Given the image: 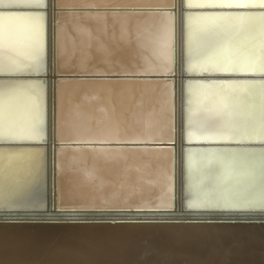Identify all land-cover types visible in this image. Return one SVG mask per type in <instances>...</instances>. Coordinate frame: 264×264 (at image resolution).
<instances>
[{"label":"water","instance_id":"95a60500","mask_svg":"<svg viewBox=\"0 0 264 264\" xmlns=\"http://www.w3.org/2000/svg\"><path fill=\"white\" fill-rule=\"evenodd\" d=\"M120 8L123 7L60 6L57 0H0V95L16 90L22 99L27 91L41 96L36 133L0 134V153L39 154L35 159L38 167L33 169L37 186L21 190L18 180H14L13 185L3 187L6 194L0 198L11 191L14 196L0 200V218L99 213L263 222L264 0H174L161 7L126 6L133 9L122 11L164 12L173 17L168 42L170 71L66 73L72 78L58 73L57 13L94 14L117 12ZM213 20L221 22L220 27L213 25ZM39 44L40 55L35 59L33 49ZM77 79L167 84L169 139L61 142L58 87L62 81ZM63 149L168 150L170 168L165 195L169 200L65 205L59 188V151Z\"/></svg>","mask_w":264,"mask_h":264},{"label":"bare ground","instance_id":"6f19581e","mask_svg":"<svg viewBox=\"0 0 264 264\" xmlns=\"http://www.w3.org/2000/svg\"><path fill=\"white\" fill-rule=\"evenodd\" d=\"M134 1L136 0L125 6L122 5V10L133 9H128L126 6H147L148 4L147 0H144L145 4ZM173 2L174 0L162 1L163 5H171ZM91 3L88 5L92 7L94 4L91 5ZM102 3H97V5L101 6ZM57 4L60 5L58 1ZM104 6L109 5L106 3ZM150 6H155V4L152 3ZM122 10H119L121 14L128 15L120 25L121 29L132 23L131 20L135 17L145 18L141 26L147 30H150L156 21L153 15L161 13L164 18L171 17L164 12ZM109 12L94 14L83 12V14L92 18L99 15H102V18L106 16L110 21V18L113 19L114 16H109ZM131 14L134 17H131ZM57 17L59 23L62 22L64 17L62 12L57 13ZM76 18L79 19L78 14ZM89 19L90 22L86 25L93 26L96 30L90 35L88 31L86 33V30L83 31L85 28L80 27H85V24H81L82 21L75 23L73 31L65 27L58 29V38L61 33L62 40H57L56 68L58 73L65 75L64 78H72L66 76V73H106L97 71L99 66L95 65L96 70L65 71L67 66L76 65L78 55L84 57L88 65L91 61L92 66L95 63L101 64L105 67H101V70H105L109 65L113 66V68L106 69L107 73L108 71L109 73H133L135 72L134 67L140 65L139 68H141L142 63L143 68L144 65L146 67L148 65L150 69V64L154 66L155 60H163L157 52L154 60L145 58L133 65L131 62L124 61L120 52L112 53L114 57L107 52L106 55L112 56H106L103 52L108 42L92 40L94 35L99 34L100 36L104 31V19H102L104 29L100 23L102 21ZM226 21L228 22V20L224 22ZM229 22L231 23L232 20ZM78 25L80 26L77 27ZM128 26L132 27V25ZM128 26L121 31L123 35L126 34L124 31L128 30ZM91 29L89 32H92ZM105 31L101 36H104ZM128 33L126 35H130ZM64 34L70 35L68 40L65 39ZM89 42L91 43L90 48L88 47ZM122 44L121 47H123ZM125 44L127 43L124 42ZM118 46L120 48V43ZM112 49L115 51L114 48ZM33 50L36 59L40 55V44L36 45ZM94 50H97L98 55H95ZM146 54L148 55V52ZM2 65L3 60L1 59L0 66ZM154 68L155 66L152 70ZM166 68L164 72L170 71V64L166 65ZM158 71L160 70H154V72ZM91 86L92 90L85 91L84 87L90 88ZM64 88L77 90V92L71 93ZM169 92L170 88L167 84L152 81L113 79L62 81L58 87V138L61 142L142 140L146 138L151 141L168 140L171 123ZM30 93L27 91V94L23 95L24 99L16 90L0 95V133L16 135L27 133V131L36 133L41 117L39 113L41 96L39 93L31 95ZM81 94L84 95L85 101L82 100ZM88 96L94 102H90ZM112 96H115L119 104L118 113L114 107L111 109V106L107 105L110 103L108 99ZM104 117H109V121ZM10 153H0V180H3L0 184H7L0 186V196L6 194L3 192V187L13 185L14 180H18L26 170L33 173V169L38 167L35 159L39 154L35 152ZM59 157V188L63 204L69 205L78 191L75 192L74 189H77L79 183L83 185V182L87 186L85 188L91 192L87 195L88 191L82 187L85 192L78 186L83 193H79L80 195L76 193L79 200L87 196L93 199H100L102 196L110 198L107 195H115L113 198L117 196L118 200H133V204L164 203L169 200L165 195L170 168V151L168 150L103 149L99 152H90L63 149L59 151ZM76 179L82 183L80 181L78 184L75 183ZM13 192L11 191L7 197L0 199L7 200L13 197ZM76 200L75 197L73 203ZM132 203L128 202V204ZM0 264H264V221L257 223V221L246 222L212 217L103 216L99 213L76 217L0 218Z\"/></svg>","mask_w":264,"mask_h":264},{"label":"rangeland","instance_id":"374dc122","mask_svg":"<svg viewBox=\"0 0 264 264\" xmlns=\"http://www.w3.org/2000/svg\"><path fill=\"white\" fill-rule=\"evenodd\" d=\"M58 2H59V4L60 5H62V6H64V5H66V6H78V5H80V6H90V5H88V4H90L89 3V1H91V0H57ZM93 2L91 3V5L92 4H94L92 7H95L96 5H97V3H102L104 0H101V1H99L98 2V0L96 1V0H92ZM110 2L109 4H108V2ZM105 0L103 3H102V5L104 6V5H106V3H107V5H109V6H112V5H114V6H116V5H119V6H122V5H127L128 3H130V2H132L133 0H115V2H114V0ZM138 1V2H137ZM141 0H136V1H134V2H137V3H140V4H145L146 2L143 0V2H140ZM148 2V4H147V6H150V4H152V3H154L155 4V6H159V7H161V6H166V5H163V3H162V1L163 0H147ZM96 3V5H95V3ZM113 3V4H112ZM101 5V6H102ZM133 5H136V4H133ZM97 6H99V4L97 5ZM96 6V7H97ZM130 6H132V5H130ZM91 7V6H90ZM119 10H122V8H120ZM62 14H63V18H62V22H60L59 24H58V29H60L61 30V28H67L69 31H73V29L75 28V23L76 22H81V24L83 25V24H85L84 26L85 27H82V26H80V25H78L77 27H81L82 29H84L83 31H85V33L88 31V33H89V35L90 34H93L94 32L93 31H96V30H94L95 28L93 27V26H90V27H88L86 24H88V22H90L89 20V18H91V19H95L96 21L98 20L97 18L99 17V20H100V18H102V15H99V16H95V18H92L91 16L89 17L88 15H84L83 14V12H69V13H64V12H62ZM77 14H78V17H79V19L78 18H76V16H77ZM128 14H121L119 11H117V12H109V16H114V18H115V20H113L112 18H110L111 20L110 21H108L109 20V17L107 18L106 16H103V18L102 19H104V22H105V25H104V23H103V21H102V19L100 20V21H102V22H100L101 24V26H102V28H103V25L105 26L103 29H104V31H105V34H104V36H101V34L103 35V32L104 31H102L101 29V31H102V33L100 34V36H98V35H94L93 37H92V40H98V41H102V40H104L105 42H108V44H106V46L108 47L109 45H110V47H106L105 48V50H104V48H103V50H104V52L103 53H105V55H106V53L107 52H109V54H114V52L115 53H119L120 52V54H122V58H124V61H126V62H131V64L133 65L134 63H136V62H141L142 60H144L145 58H152L153 60L155 59L154 58V55L156 54V52L157 53H160V55H161V57H163V60L162 61H158V60H155L153 63H154V66H155V68H154V70H160V71H158V72H164V70H167V68H166V65H168L169 63H168V60H169V49H168V42H169V35L171 34V32H172V27H173V17H170V18H164L163 16H162V14L161 13H159V14H156V15H153L154 16V18L156 19V21H155V23H153V26L150 28V30H147V28H144V26H141L142 24H143V22L145 21L144 19L145 18H132V20H131V22L132 23H130V24H128V25H132V27L130 26H128L129 28H131V29H129V28H127L128 30H126V31H124V33H130V35H123V32L121 33V31H123V30H125L126 29V27H124L123 29H121L120 27V25L124 22V18L127 16ZM88 16V17H87ZM131 17H134V15H132L131 14ZM105 18H107V19H105ZM148 19H149V17H147ZM146 18V19H147ZM87 19V20H86ZM130 19V18H129ZM77 20H79V21H77ZM98 20V21H99ZM106 20V21H105ZM154 21V20H153ZM84 22H86V23H84ZM106 22H109L108 24H106ZM212 22H214V23H212L213 25H217V26H219L220 27V24L219 23H221V22H216L215 20H213ZM210 23H211V20H210ZM79 24V23H78ZM143 27V28H142ZM87 28H88V30H87ZM91 29V31L92 32H89L90 31V29ZM132 28L134 29L133 31H132ZM80 29V28H79ZM82 29H80V30H82ZM99 30V31H100ZM129 30H131V31H129ZM141 30V31H140ZM35 33H37L38 34V30L36 29V31H35ZM87 33V34H88ZM128 33V34H129ZM65 35V34H64ZM69 36L70 35H65L64 37H65V39L66 40H68L69 39ZM123 36V37H122ZM128 36V37H127ZM128 40H126L125 38ZM158 37H160V43L161 44H159V43H156V41H157V39H158ZM57 40H62V36H61V33H60V35H59V38H57ZM124 40V41H123ZM126 40V41H125ZM122 42H123V44H122ZM124 42H126L127 44H125L124 45ZM100 43V42H99ZM119 43H120V48H118L119 46ZM121 44L123 45V47H121ZM114 48L115 49V51L112 49V48ZM111 48V49H110ZM124 48V49H123ZM109 49V50H108ZM145 49V50H144ZM157 49H160V51H156ZM84 50V49H83ZM107 50V51H106ZM119 50V51H118ZM106 51V52H105ZM112 51V52H111ZM118 51V52H117ZM94 52H95V55H98V52H97V50H94ZM111 52V53H110ZM148 52V55L146 54ZM112 54V55H113ZM87 55V54H86ZM108 55V54H107ZM106 55V56H107ZM112 55H108V56H112ZM78 57V59H77V61H76V65L74 64V65H72V66H67V69L65 70V71H69V70H72V69H75L77 72H84V71H90V70H96L97 68L95 67V66H99V68H98V70L97 71H101V72H106L107 73V68H113V66H111V65H109L105 70L104 69H102L101 70V67L103 68L104 66H102L101 64H97V63H95V64H93V66L90 64V63H92V61L91 62H89V65L91 66H89L87 63H86V61H85V58L84 57H81V56H77ZM113 57H114V55H113ZM87 58V57H86ZM93 62H95V61H93ZM95 65V66H94ZM151 66H150V69H148V65H147V67H146V65H144V68H143V63H142V67L141 68H139V66L140 65H138V67H134V70H135V72L137 71V72H142V71H145V69H146V71H148V70H152V68L154 67L153 66V64H150ZM95 67V68H94ZM105 68V67H104ZM139 68V69H138ZM154 70H152V71H154ZM111 71V70H110ZM157 72V73H158ZM108 73H109V71H108ZM110 73H112V72H110ZM114 73V72H113ZM85 88V91H87V89H88V91H90V89L92 90V86L90 87V88H86V87H84ZM64 90H68L69 92H71V93H75V92H77V90H71V89H68V88H64ZM87 91V92H88ZM82 95V94H81ZM82 100L83 101H85V98H84V95H82ZM88 100H91L90 102H94V101H92V99L90 98V96H88ZM109 100V104H107V105H110L111 106V109H112V107H114V110L118 113V111H119V104H117L118 102H117V100H115V96L113 97L112 96V98H110V99H108ZM114 104V105H113ZM109 107V106H108ZM116 113V114H117ZM110 115H112V114H110ZM110 117V116H109ZM109 117H104L105 118V120L106 119H108ZM113 117V116H112ZM82 119V118H81ZM116 120L117 121H119V119L118 118H116ZM107 121H109V119L107 120ZM111 122V121H110ZM120 128V127H119ZM119 128H118V132H120V130H119ZM0 134H3V133H0ZM9 134H11V135H13L12 133H6V132H4V134L3 135H9ZM14 135H16V134H14ZM11 154V153H10ZM108 162V161H107ZM106 162V163H107ZM112 162V161H111ZM104 163V162H103ZM102 163V164H103ZM106 163H104V164H106ZM102 164L100 165V166H102ZM108 166H110L109 164H107ZM112 165V164H111ZM104 166V165H103ZM77 180V182H75V183H79L78 181H80V180H78V179H76ZM81 182V181H80ZM75 183H74V185H75ZM82 183V182H81ZM84 184H85V182H83ZM76 184V185H77ZM80 184V183H79ZM77 185V189L75 188L74 189V191L76 192V190H78L76 193L77 194H79V193H81V190H83V188H85V187H87L86 186V184H85V186H83L82 184H80V185ZM80 187V189H79V187ZM74 187H76V186H74ZM86 189V188H85ZM85 189L83 190V191H85ZM87 190V189H86ZM82 191V192H83ZM88 191V190H87ZM86 192V191H85ZM84 192V193H85ZM91 191H88V193H87V195L90 193ZM75 193V195H77ZM81 194H83V193H81ZM86 194V193H85ZM84 194V195H85ZM74 195V198L76 197V201L78 202V195L77 196H75ZM80 195V194H79ZM87 195H85V196H87ZM90 196V195H89ZM107 196H109L110 198H112V199H110V198H107V197H104V196H102L100 199H98V198H94L93 199V197L91 198V197H88L87 196V198L84 200V199H80L79 200V202H82V203H77L76 201L73 203V200H74V198L72 199V201L69 203V205H74V206H76V205H79V204H85V203H90V204H93V205H97V204H103V203H110V204H128V202H133V200L132 201H127V199H121V200H118L117 198V196L115 197V198H113L115 195H113V196H111V195H107ZM83 197V196H82ZM80 198V197H79ZM89 198V199H88ZM91 198V199H90ZM113 199H117V200H114L113 201ZM0 200H3L4 201V199H0ZM83 200H84V202H83ZM88 200V201H87ZM2 201V202H3ZM65 204V203H64ZM66 205V204H65Z\"/></svg>","mask_w":264,"mask_h":264},{"label":"snow or ice","instance_id":"6c2138e0","mask_svg":"<svg viewBox=\"0 0 264 264\" xmlns=\"http://www.w3.org/2000/svg\"><path fill=\"white\" fill-rule=\"evenodd\" d=\"M156 43H160V37H158ZM88 47L90 48L91 47V43L89 42L88 44ZM18 183V186L21 190H27V189H30V188H34L37 186L38 184V178L37 176L30 172V171H25L23 173V175H21L17 181Z\"/></svg>","mask_w":264,"mask_h":264}]
</instances>
